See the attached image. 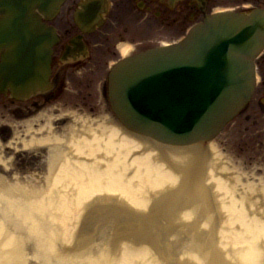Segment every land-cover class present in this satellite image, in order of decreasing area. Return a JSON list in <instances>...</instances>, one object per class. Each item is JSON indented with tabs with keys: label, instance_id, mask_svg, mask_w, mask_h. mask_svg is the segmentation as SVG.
Here are the masks:
<instances>
[{
	"label": "bare ground",
	"instance_id": "obj_1",
	"mask_svg": "<svg viewBox=\"0 0 264 264\" xmlns=\"http://www.w3.org/2000/svg\"><path fill=\"white\" fill-rule=\"evenodd\" d=\"M104 118L32 142L52 145L45 191L0 177V264H264V197L214 143L167 149ZM101 212L123 239L84 238ZM121 215L150 229L128 238Z\"/></svg>",
	"mask_w": 264,
	"mask_h": 264
},
{
	"label": "water",
	"instance_id": "obj_2",
	"mask_svg": "<svg viewBox=\"0 0 264 264\" xmlns=\"http://www.w3.org/2000/svg\"><path fill=\"white\" fill-rule=\"evenodd\" d=\"M63 2L0 0L3 91L24 99L44 88L52 31L42 16L51 18ZM263 49V11L206 17L183 41L119 63L109 75L112 109L126 129L158 146L204 145L250 102L256 88L255 60ZM110 214H91L84 229L87 241L99 229L123 239L111 227ZM121 217L128 238L144 236V226L150 229L152 222V217L127 222Z\"/></svg>",
	"mask_w": 264,
	"mask_h": 264
},
{
	"label": "flooded vegetation",
	"instance_id": "obj_3",
	"mask_svg": "<svg viewBox=\"0 0 264 264\" xmlns=\"http://www.w3.org/2000/svg\"><path fill=\"white\" fill-rule=\"evenodd\" d=\"M226 5L240 11L264 10V0H204L203 10L194 0H67L49 23L58 40L51 58L52 89L27 100L28 109L38 114L45 105L61 104L69 96L82 114L96 116L92 106L99 99L107 102L108 72L123 51L134 54L162 40L176 41L203 20V11L211 13ZM98 15L100 25L89 26ZM257 73L260 81L247 121L264 118V53L257 61ZM3 100L19 103L10 95H0V103Z\"/></svg>",
	"mask_w": 264,
	"mask_h": 264
},
{
	"label": "rangeland",
	"instance_id": "obj_4",
	"mask_svg": "<svg viewBox=\"0 0 264 264\" xmlns=\"http://www.w3.org/2000/svg\"><path fill=\"white\" fill-rule=\"evenodd\" d=\"M72 101V97L67 96L63 105L62 103L52 105L44 111L39 120L24 123H16L15 117L26 113L29 116L27 106H24L26 107L24 111L21 110L24 107L19 108L17 113L14 111L15 114L10 106L2 108L0 112V177L12 189L19 190L20 196L30 195L31 191L41 193L46 188L44 180L48 176L47 162L50 155L48 148L52 145L32 147L34 141L46 138L50 133V136L55 134L57 137H69V129L78 128L82 120V124L89 120L103 123L105 107L102 101L96 103L95 119L89 117L78 119L79 109L73 107ZM213 143L217 151L230 159V164L236 167L237 175H244L243 178L247 179L248 184L253 185L254 190L264 197V119L256 117L247 123L240 122L238 119L229 125Z\"/></svg>",
	"mask_w": 264,
	"mask_h": 264
}]
</instances>
